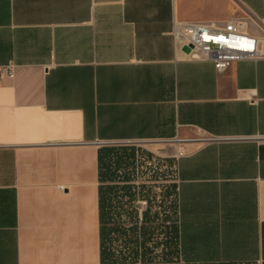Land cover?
<instances>
[{
  "label": "crops",
  "instance_id": "crops-1",
  "mask_svg": "<svg viewBox=\"0 0 264 264\" xmlns=\"http://www.w3.org/2000/svg\"><path fill=\"white\" fill-rule=\"evenodd\" d=\"M229 21L258 36L264 0H0V264H101L98 152L136 143L176 155L188 264H264V56L171 36Z\"/></svg>",
  "mask_w": 264,
  "mask_h": 264
},
{
  "label": "rangeland",
  "instance_id": "rangeland-1",
  "mask_svg": "<svg viewBox=\"0 0 264 264\" xmlns=\"http://www.w3.org/2000/svg\"><path fill=\"white\" fill-rule=\"evenodd\" d=\"M109 149L112 151L106 154L104 164L119 174H116L118 180L106 185L133 187L134 190L130 194L136 196L133 203L124 199L125 207L116 212H148L149 221L157 214L158 221H151V228L154 230L156 227L157 230L152 232L151 241L147 243V248L153 249V244L163 239L160 228L169 224L165 217H172L177 225V217L173 215V211L177 210V177L174 166L176 155L171 147L145 143L125 144ZM162 252L161 247H155L150 256L140 259L137 264H165ZM177 264L183 263L178 261Z\"/></svg>",
  "mask_w": 264,
  "mask_h": 264
},
{
  "label": "trees",
  "instance_id": "trees-1",
  "mask_svg": "<svg viewBox=\"0 0 264 264\" xmlns=\"http://www.w3.org/2000/svg\"><path fill=\"white\" fill-rule=\"evenodd\" d=\"M109 153L108 150L98 152L101 264H137L140 259L150 256L155 247L163 249L162 258L165 264H177L178 261L188 264L184 260L179 243L178 227L172 217H165L169 224L160 228L163 239L153 244L152 249L147 248V243L151 241L152 232L157 230L156 227L154 230L151 228L153 225L151 221H158L157 214L149 221L148 212L138 214L136 212L127 213L123 210L120 213L116 212L125 207L124 199L133 203L136 196L130 194L134 190L133 187L104 186L106 182L113 183L114 180H118L116 177L118 171L113 172L109 166L104 164L105 156ZM175 213L176 211H173L174 216ZM146 263L143 262V264Z\"/></svg>",
  "mask_w": 264,
  "mask_h": 264
},
{
  "label": "built area",
  "instance_id": "built-area-1",
  "mask_svg": "<svg viewBox=\"0 0 264 264\" xmlns=\"http://www.w3.org/2000/svg\"><path fill=\"white\" fill-rule=\"evenodd\" d=\"M254 25L258 36L233 21L223 25L176 24L171 36L186 59L209 62L222 73L231 64L264 56V24ZM184 48L188 49L187 54L182 51ZM5 72L10 75V68H1L0 76Z\"/></svg>",
  "mask_w": 264,
  "mask_h": 264
},
{
  "label": "water",
  "instance_id": "water-1",
  "mask_svg": "<svg viewBox=\"0 0 264 264\" xmlns=\"http://www.w3.org/2000/svg\"><path fill=\"white\" fill-rule=\"evenodd\" d=\"M182 51L185 52L186 54L188 53V49L186 48H184Z\"/></svg>",
  "mask_w": 264,
  "mask_h": 264
}]
</instances>
